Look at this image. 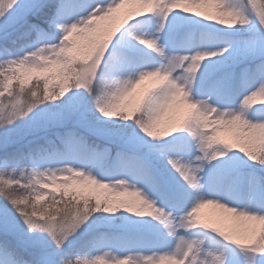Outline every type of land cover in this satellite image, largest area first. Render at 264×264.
Wrapping results in <instances>:
<instances>
[{"label": "snow or ice", "instance_id": "6c2138e0", "mask_svg": "<svg viewBox=\"0 0 264 264\" xmlns=\"http://www.w3.org/2000/svg\"><path fill=\"white\" fill-rule=\"evenodd\" d=\"M0 264H264V0H0Z\"/></svg>", "mask_w": 264, "mask_h": 264}, {"label": "rangeland", "instance_id": "374dc122", "mask_svg": "<svg viewBox=\"0 0 264 264\" xmlns=\"http://www.w3.org/2000/svg\"><path fill=\"white\" fill-rule=\"evenodd\" d=\"M202 213L209 218L214 217L215 215H217L219 213V210L212 208L211 206L205 208L202 210ZM226 227H228L226 225ZM105 251H111L110 249H105ZM113 255H119V253H112Z\"/></svg>", "mask_w": 264, "mask_h": 264}]
</instances>
